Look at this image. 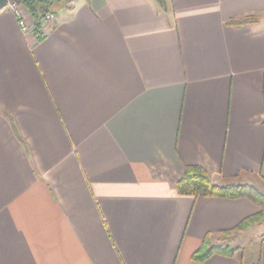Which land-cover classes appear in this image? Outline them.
<instances>
[{"label":"crops","instance_id":"1","mask_svg":"<svg viewBox=\"0 0 264 264\" xmlns=\"http://www.w3.org/2000/svg\"><path fill=\"white\" fill-rule=\"evenodd\" d=\"M164 5L58 0L39 40L0 9V264H264L252 201L175 188L264 192V0Z\"/></svg>","mask_w":264,"mask_h":264},{"label":"trees","instance_id":"2","mask_svg":"<svg viewBox=\"0 0 264 264\" xmlns=\"http://www.w3.org/2000/svg\"><path fill=\"white\" fill-rule=\"evenodd\" d=\"M28 13L34 18H39L40 14L46 11H52L55 1L58 0H19ZM69 1V0H61ZM160 6L164 7V0H157ZM257 16H246L244 18L233 19L228 22V25H248L257 21ZM176 191L179 195L191 197H224L238 198L245 197L252 201L258 211L243 219L237 226L227 231L226 234L232 231H239L247 228L253 223H264V192L245 184H229L217 185L210 181L207 171L200 165L185 166L180 177L175 184ZM230 254L233 249L227 245L212 244L206 240L203 241L201 248L195 253L193 258L202 260L212 253Z\"/></svg>","mask_w":264,"mask_h":264},{"label":"built area","instance_id":"3","mask_svg":"<svg viewBox=\"0 0 264 264\" xmlns=\"http://www.w3.org/2000/svg\"><path fill=\"white\" fill-rule=\"evenodd\" d=\"M3 8L15 16L21 32L31 36L34 40L41 39L57 20L54 11H46L40 14L39 18H34L19 0H7Z\"/></svg>","mask_w":264,"mask_h":264},{"label":"water","instance_id":"4","mask_svg":"<svg viewBox=\"0 0 264 264\" xmlns=\"http://www.w3.org/2000/svg\"><path fill=\"white\" fill-rule=\"evenodd\" d=\"M7 4V0H0V9H2Z\"/></svg>","mask_w":264,"mask_h":264}]
</instances>
